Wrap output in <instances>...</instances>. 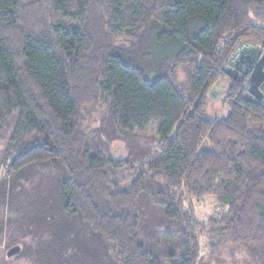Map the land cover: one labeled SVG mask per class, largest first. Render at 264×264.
Listing matches in <instances>:
<instances>
[{
    "label": "trees",
    "instance_id": "obj_1",
    "mask_svg": "<svg viewBox=\"0 0 264 264\" xmlns=\"http://www.w3.org/2000/svg\"><path fill=\"white\" fill-rule=\"evenodd\" d=\"M0 213L31 264H199L202 246L264 264V0H0Z\"/></svg>",
    "mask_w": 264,
    "mask_h": 264
},
{
    "label": "rangeland",
    "instance_id": "obj_2",
    "mask_svg": "<svg viewBox=\"0 0 264 264\" xmlns=\"http://www.w3.org/2000/svg\"><path fill=\"white\" fill-rule=\"evenodd\" d=\"M229 78L221 79L211 90L212 92L207 98L203 111L206 118H221L226 114L223 103V93L229 84ZM216 90H219L217 94ZM82 113L86 121L84 128L85 133H87L90 141L93 140L98 143H104L111 157L117 160L123 159L127 153L125 143L122 140L112 138L110 135L112 128L109 126L106 119H104L103 112L92 106H86L82 109ZM157 129L158 124L152 123L144 130L132 132V136H136L138 139L143 138L142 140L145 141L154 142V138L157 136ZM213 206L214 204L211 200L193 204L196 219L202 221L212 214ZM3 216L4 215L0 213V221L4 218ZM2 230L4 232L0 233V264H31L29 260L22 256L18 258H16L15 255L11 257L6 256V252L9 249L6 245L9 238L7 234L10 232L9 230ZM18 246L21 248V245ZM205 249L206 247L202 246L203 255L199 264H215L216 262H222L223 264H261L258 260L251 258L246 251L239 247H227L216 256L210 255Z\"/></svg>",
    "mask_w": 264,
    "mask_h": 264
},
{
    "label": "water",
    "instance_id": "obj_3",
    "mask_svg": "<svg viewBox=\"0 0 264 264\" xmlns=\"http://www.w3.org/2000/svg\"><path fill=\"white\" fill-rule=\"evenodd\" d=\"M252 84L248 87L249 92H251V94H253L256 98L261 99L262 98V92L260 91L259 87L261 85V80L260 79H253L251 80ZM20 251V246H14L12 248H10L7 252H6V256L7 257H11L14 256L16 254H18Z\"/></svg>",
    "mask_w": 264,
    "mask_h": 264
}]
</instances>
